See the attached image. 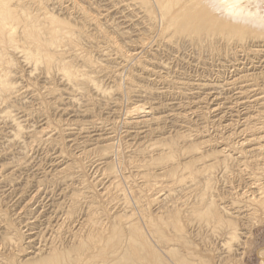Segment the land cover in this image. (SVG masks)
Returning <instances> with one entry per match:
<instances>
[{
    "label": "bare ground",
    "instance_id": "obj_1",
    "mask_svg": "<svg viewBox=\"0 0 264 264\" xmlns=\"http://www.w3.org/2000/svg\"><path fill=\"white\" fill-rule=\"evenodd\" d=\"M61 1L62 0H0V130L3 131L5 128L4 132L6 133V138L4 139L5 140L4 143H2L3 145L5 144V154L7 151L11 152L12 150H17V152L19 151L18 153L20 155L19 158H13L12 157L13 158V159H11L12 161L9 164H7V166L9 168L11 166V171H12V173L10 172L11 175L16 171L21 172V170H25L26 168L30 167L29 163L31 162V160L28 159V157H30L29 156L30 153H28V152L34 147L32 145L36 144V146H37L40 144H44L45 142H47L49 140V137H46L44 139V137L47 136V134H48L45 131L44 132L46 134L43 135L44 133H42V131L39 132L40 130L39 131L34 130V128L32 129V127L26 126L27 119H30L29 116L31 117V114H30L31 111L26 110V106H28V104H29V103L27 104V102L32 101V100L36 101L35 98H38V95H36V92H35V90H33V87L31 85H25L24 86V84H22L21 78H23L22 76H24L25 73H23V75H22V73L19 71L21 69V66L25 67L27 69V71L29 70V77L28 78L30 79L31 82L34 81L33 79H35V81H37V83H38V80H40V79L43 81V83L41 85L45 84V86L43 87V90H45L47 96L52 97V95H54L55 93H58L59 94L58 97L54 96L55 98H57L56 99L57 102L58 101H61V102L65 101L68 104V106L71 105L76 110L82 109L83 111H79V113H81L82 115H85L86 113L91 111V110L90 111L85 110V108H87V107L85 105V101H83L84 98H87L86 94L88 93V91L92 92V94L96 98H98L99 101H101L100 99L112 101V99H113L112 96L115 93L112 90L103 88V86L98 81V79L101 77L102 73L105 70V69H103L105 66L103 64L109 60V56H110L109 52L110 51L109 52H103L104 50L101 51L103 60H98V59L93 58L90 53L88 54V52H86L84 50L85 48H88V47H90V48L91 47L92 48L98 47L99 44L98 45L95 44V42H96L95 37H97V36H94V35L96 32V33H98L97 35L100 36L97 38H101L102 37L101 35H103L102 34L103 31L96 25V23L94 24V22H96L95 19H93L90 16V14H88L87 11H85V9L81 8L80 6L78 8L79 9L78 14H76L77 12L75 13L76 17L78 18V20L80 19V21L81 20L84 21L83 23L85 24V27L87 26V29H88V26L91 29L93 28L92 32H94V35H92L91 37L86 35L83 27H81L82 28L81 29V28H77L75 26L76 23H74L75 22L74 20L76 18L73 20V23L75 24L74 25L71 22H67L65 20V17H63V16H62V19L60 16H59L60 18L57 17V15L55 16L52 13V11L49 10V7L50 6L53 7L56 5H59L60 7H62V5H60ZM105 2L109 3V5L112 6V7L107 8L106 13L110 12V10L113 9L114 7H116L117 5H120L121 3L123 4V2H127V4L124 5V7H122L123 11L121 10V12H119L118 14L121 15L120 18L124 20L126 25L128 23L130 25H133V28H134L133 30H135L133 32V34L134 33L135 34L137 33L136 35L139 34V36L136 38V40L134 39L135 36L132 38V41L134 39L135 42L134 41L131 42V43H133V47H132L133 49H130L129 52H124L121 48H119V47L117 48V46H115L116 44L113 43L114 41L111 43V44H113V47H111V48H114L113 51H115L119 57L121 56L123 58L122 62H127L129 60L132 61L133 56L138 55V53L141 50L143 52L145 50V48H148V47L151 48L152 46L154 47V49L157 48L156 51L152 49L153 51L157 52V54L161 49H164V48L171 50V51H176L175 53H178V51H180L182 49H184L186 51L196 49V51L200 50V52H201V50L206 49V51H207L209 49L208 51H209V53L212 54L211 55L212 57H214V56H221L222 57L223 55H227V54L230 55V53L233 51L236 55L239 53L245 54L247 58L244 61H246V62H244L242 64L240 62L241 65L240 64L237 65V69H236L237 72L235 73V75H233L234 78L233 77L231 78L232 81L230 83L225 82V86L222 84L223 87L221 85L217 86L216 84H215V86H213V85H211V86L216 87L215 88L216 90H219V91L221 90L222 93H223V90L225 88L226 89L230 88L229 90L230 91L233 90L234 92L238 91L239 97L241 96V98H239L237 96L236 97L238 100H245L244 105H242V106H245V109H244L245 111L246 110L249 111V108H254V107L259 108L260 116H261L260 123H257V124L255 123L253 125V127L249 128L248 125H251V124H248L249 123L248 122L246 125L247 126L246 133H253L256 130H258V131L263 130L261 132V134L264 135L263 134L264 133V8H263L264 0H119V2H117L118 4L116 3L115 0H105ZM62 3H63V1H62ZM71 3H72V0H71ZM73 5H75V4H73ZM59 6H58V8L60 9ZM67 8H66V10H67ZM61 11H59V12L61 13ZM64 11H62V14ZM125 11H130L131 14L125 15V13H124ZM71 12H73V11H71ZM62 14H60V15H62ZM70 17H71V15H70ZM114 17H115V15H114ZM72 18H74V17H72ZM67 19L70 20L69 16ZM142 26H145V27L142 28ZM78 27H80V25ZM109 27L111 28V30L112 29L117 30V28H115L114 26H109ZM107 28H108V26H107ZM91 29L89 31H91ZM119 29H122V28H119ZM126 29H127V27H126ZM119 31H118V34H120V36L123 37L122 38L123 41H125L124 39L126 37L127 38L129 37L128 39L131 40L130 39L131 36H129V35H132V33H130V31L129 32H128V30L127 31L121 30V32H119ZM103 39H105V38L103 37ZM126 41H128V40L126 39ZM139 49H140V51H139ZM146 51H149V49ZM142 52H140V53H142ZM165 53L168 54V52H165ZM195 53L197 54V52H195ZM245 55H244V58H245ZM156 56L158 57V55H156ZM233 56L231 59H233ZM110 57H112V56H110ZM196 58H198V57H196ZM157 59H159V58H157ZM174 59H176V58H174ZM217 59H219V58H217ZM153 60H155V59L153 58ZM176 60H174V61H176ZM178 60H179V58H178ZM242 60H243V58H242ZM137 61H139V60H137ZM157 61L155 63H157ZM180 61L181 60H179V62ZM221 61H222V59H221ZM228 61H229V59H228ZM172 62H173V60H172ZM179 62L177 61V63H179ZM233 62H237L236 57H235ZM129 63H132V62H129ZM219 63H220V61H219ZM224 63H226V62H224ZM230 63H231V61H230ZM167 64L168 63H166L165 65H167ZM170 64H174V63H170ZM123 65H124V63H123ZM152 65H154L153 61H152ZM155 65H157V64H155ZM176 65L178 66V64H176ZM182 65L183 64H181V66ZM158 66L159 65H157L156 67H158ZM163 66H164V64H163ZM241 66H242V68H241ZM156 67H155V69L154 68L153 69L156 70ZM168 67L169 66L163 67L162 69L167 71ZM151 68H152V66H151ZM145 70L146 69L144 68L143 71H145ZM163 70H161V71H163ZM171 70H173V69H171ZM221 70H223V68ZM218 71H220V70H218ZM107 72H109V71H107ZM151 73H153V72H151ZM169 73H168V75H169ZM218 73L220 74V72H218ZM190 74H191V72H190ZM106 76H107V73H106ZM181 76H182V74H181ZM219 77H220V75H219ZM169 78L171 79V77H169ZM164 80H168V79L165 78ZM174 80L175 79H173V82H174ZM224 80H225V78H224ZM53 81L58 83L64 90H61V92H60V89L53 91L52 90L53 88L50 89L51 87L50 88L47 87L49 82L53 83ZM160 81H161V79H160ZM191 81H193V80H191ZM196 81H198V80H196ZM203 81H205V80H203ZM164 82L166 83V81H164ZM195 82H194V84H195ZM32 84H34V82ZM159 84H162V83L159 82ZM168 84H170V83H168ZM146 85H148V84H146ZM185 86H187V85H185ZM207 86L208 85L206 83L197 85L198 89L201 91H202V89L206 88ZM164 87H165V85H164ZM164 87H162V89ZM40 88H42V87H40ZM37 89H38V87H37ZM55 89H58V88L55 87ZM148 89L149 88H146V87H143V89H142L140 87L135 86V89H132V87H130V88H128V91L133 92V90H138L139 95L145 94L144 97L148 96V97H151V99L154 96L159 97V95H161V96L164 95V93H163L164 91L162 93H158V95H156V94L153 95V92H152L153 90L152 89L148 90ZM194 89H196V88H194ZM192 90H193V88H192ZM167 91H165V92H167ZM221 91H220V93H221ZM127 93L128 92H126V94ZM138 93L134 94V95L137 96ZM222 93L220 94L221 96L224 94V93L223 94ZM116 94H118V93H116ZM128 94H130V93H128ZM166 96H169V95H166ZM226 96L227 95L225 94L224 97H226ZM228 98H230V96ZM230 100H232V99H230ZM38 101H40V99ZM38 101H36V102H38ZM232 102H231V104H232ZM40 103H41V101H40ZM114 103H115V101H114ZM241 104H243V102H241ZM251 104H253L254 106H251ZM43 105L45 108V104H43ZM43 105H41V106L43 107ZM20 106L21 107L25 106V108H24L25 110L23 108H20ZM106 106H107V104H106ZM114 106H115V104H114ZM229 108H231V107H229ZM144 109L145 108L143 106H140L137 108L135 107V109L132 108L133 112L137 113L139 115L144 113ZM41 110H42V108H41ZM76 110H75V112L77 113ZM148 113L149 112H147V114ZM150 113H152V111ZM132 115H133V113H132ZM148 115H150V114H148ZM220 115H222V114H220ZM151 116H152V114H151ZM126 117H128V116H126ZM146 117H147V115L144 117L145 118L144 120L142 119L141 121L136 122L137 126L144 124L143 127H146V126L148 127L150 122H153V121H154V123L155 122L156 123L163 122L162 119L164 118V117H162V118L156 119L154 116H152V118L146 119ZM134 119H135V117H134ZM249 119H250V117L248 118V120ZM129 120L130 119H128L127 123L135 124V122H131ZM37 121H39V120H37ZM168 122H169V120H168ZM244 122L246 123V120ZM237 123L240 124V121L238 120ZM152 124H150V125L152 126ZM92 125H93V123H92ZM258 125H261V127L258 128L259 127ZM48 126H49V124H48ZM41 127H43V126H41ZM1 128H3V130ZM95 128H98V127H95ZM158 128L159 127H157V129H155V131H159V133L161 131V134H160L161 137L160 138H162V136H164L165 134L163 133L162 129H158ZM74 129H75V127H74ZM137 129H139V127H137ZM91 130H94V129H91ZM95 131H97V130L95 129ZM47 132H48V130H47ZM152 133H153V131H152ZM2 134H3V132H2ZM92 134H94V133H92ZM95 134H96V132H95ZM254 135H252V136H254ZM262 135L259 138L256 136L259 141L260 140L263 141L261 144H258V147H256V149H252V150H246L245 149L249 144L253 145L254 143L252 144V142L254 140H257V138H255V136H254L253 138H250V139L249 138L244 139V141H241V142L238 141V142H236V144L233 143L234 147H231V145H233V144H230V146L226 147L224 150L216 152L219 154V156L221 155L219 157L221 159H219L217 157V159H214L213 161L204 163L202 161H204V159H205L204 157H206V156H204V155L201 157L199 156L200 158H195L193 156V157H191V160L189 162H185L183 164L181 163V161H180V163L176 162L177 156H175V155L178 153L179 144L183 140L185 141L187 137L181 136V134H176L175 136H170V138L169 137H163L160 140H161V142H164L165 144H163L161 146L166 147L167 149L170 150V152L167 151L168 153H164L166 150L165 151L159 150V148L161 146L157 147L158 144L151 145L147 148H144L142 154L144 153L147 155L148 153H151V154H152V152L158 153L159 151H160V153H158L157 157H152L149 162L146 161L145 165H142L140 167V170H142V171L145 170L143 172V175H145V177H147V178L152 177V179H153V176H155V177H159V178H167V180L169 179V181L171 180V182H172V186L168 187V189L166 190V195L164 198H157L156 200L152 201V203L155 204L156 208L157 209L159 208L158 209V211L160 210L159 215H153L152 213H150L148 211V209L145 207V204L142 203V200L141 201L139 200L137 202L136 207L130 208L129 205L127 204V202H125L124 198H123V199H121L124 201L121 204L122 205L121 207H123L122 208L123 210L121 211V213L112 216L110 213L107 215L106 214L107 212L103 211V214H106L104 216L107 217V221H108V222L106 221L107 224L106 223L104 224V222L100 221L102 218L100 220L97 218L98 213L95 212L96 210H92L93 209L92 205L94 203H90L89 211L87 210V213L88 212L89 213L85 217L86 220H84V222L82 224L83 226L81 228L79 226V228H80L79 230H77L76 232L75 231L74 232H70V231L67 232L66 231L67 228L65 227V225H67V222H69V224H70L74 221H77L76 220L77 217L80 218V216L76 217L77 213L76 214L75 213H67L68 214L67 218L63 222L65 224L61 225L59 223H56L57 226L54 228L55 231H54L53 236H51V234H50V240L46 238L47 242L44 240L43 242H45V244L43 246L38 245L39 248L36 246L35 248H37V249H34L35 250L34 253H32V252H30V254L28 253L29 256H31V254L33 255L31 258L26 256L24 259L21 258L20 260L19 259L17 260L14 257L11 258V256L7 255L5 257H0V264H212V261L209 259L199 258L200 256H197L196 259L194 258L195 253H196L195 252V244L192 241H190V235H192V233L189 234V232L185 233V231H184V229L187 227H184L185 225H183V222L180 219L183 211L180 209V207H177V206H179L177 204V200H180V199L178 198L179 192H178V189L176 186H178V184H182V182H183L182 177H183L184 173L181 174V172L189 171L190 174H193V172H196L199 174L206 172L209 175L208 179L210 181L213 179V176L215 174H217V175L223 174L224 176L227 177V175H228L227 173L228 172L231 173L232 169H234V168L240 169L239 171H243V172L246 171L247 172L246 174L248 177L247 179H249L246 181H247V183H249V186H248L249 188H246V187L245 188L247 190L248 189L249 190L246 192H243L242 195H240V197H241V199H244L247 201L246 202V205H247L246 208H248V206H249V208L251 209V205H248L250 203L252 205H254L255 208L252 207V209L254 208V210H252V212H253L252 215L254 214V216H255L257 213H259V211L264 212V168L262 167V165H264V136H262ZM48 136H50V135H48ZM88 136L90 137V134H88ZM94 137H98V135L97 136L94 135ZM91 138L92 137H90V139ZM76 139H78V138H76ZM108 140H109V138H108ZM82 143H84V142H82ZM255 144H256V142H255ZM194 147L195 146H189L186 149V151L182 152V155L183 154L188 155L191 151H195L198 148V147H195L196 148L195 149ZM85 150H86V148H85ZM112 150H113L112 144H105L101 147L98 145V147H95V149L92 151H89V153L99 152L100 156H101L100 160L104 161L105 167L109 171L110 175L114 176L115 173H114V166L112 163L113 161L112 162L110 161V159L112 158L111 157ZM157 150H158V152H157ZM197 151H199V150L197 149ZM87 153H88V151H87ZM2 154L5 155L4 153H2ZM16 155H18V154H16ZM27 159L30 162L27 161ZM30 165H32V163ZM1 166H3V165H1ZM4 167H6V165L3 166V168H1V171L4 169ZM157 167H158V169H156ZM251 168H253V169L250 170ZM193 169H194V171H193ZM9 170L10 169L7 168L8 172H9ZM26 170H28V169H26ZM70 170L72 171L73 169L72 168H69V169L65 168L64 170H62V173H68V175H69L68 177L71 178L70 180L72 181V178L74 179V177H73V174L69 173ZM142 171H140V172H142ZM151 171H153L154 173L150 174ZM157 171H159L160 174H158V175L155 174V172H157ZM248 172H250V173L248 174ZM10 173L3 176L1 180H5V181L8 180V178L10 177ZM0 174H2V173L0 172ZM152 174H153V176H152ZM55 175H56V173H55ZM64 175H66V174H64ZM117 175H120V174H118V172H117ZM241 176H243V175L241 174ZM68 177H66L62 180V183L66 184L68 186L66 188V190L69 189L71 184H72L71 181L68 182V180H69V179H67ZM222 178H223V176H222ZM22 179H24V178H22ZM34 179H36V178H34ZM114 179H117V178H114ZM245 179L246 178H244V180ZM11 181H13V180L11 179ZM42 181H44V178ZM46 181H47V179H46ZM142 181H144V180L142 179ZM197 181H198V179H197ZM153 182H151V183H153ZM42 183H40V184H42ZM239 184H241V183H239ZM141 185H142V183H141ZM208 185H210V184L208 183ZM208 185H206V186H208ZM211 185H212V183H211ZM184 187H186V186H184ZM148 188H149V186H148ZM204 188H206V187H204ZM208 188L209 187H207V189ZM212 189H214V188L210 187L211 191H212ZM105 190H106L105 193L107 194V192H110L111 188H106ZM179 190H180V188H179ZM183 190H185V189H183ZM129 192H130V189H129ZM206 192H207V190H205V193ZM247 192L248 193L250 192V195L252 197L250 195H248ZM210 194H213V193H210ZM93 196H95V195H93ZM144 196H145V194H144ZM205 196H207V195L205 194ZM205 196L203 194V197H205ZM80 198L81 197L79 196V194H78V196H76V195L73 196V200H74L76 205H79L81 203L80 201H82L81 200L82 198L81 199ZM197 198L198 197L196 196V199ZM213 199L214 198H212V199L210 198V200H207V198H206V200H205L201 196V199H199V200L197 199V202L194 203L195 205L192 202L193 210L191 209V212H193V214L195 216H192L191 214H189V215L192 216V218L195 217L196 220L203 222V224L205 222L206 226L210 225L211 221L214 222L216 224V227H215L216 231H219V232L221 231V233H222V231H225V233H223V234H226L229 236V242H231V244H232L234 241V243H235L236 242L235 240L238 239V230H237V221L239 220L238 217H240V219H242V221H243L244 220L243 218L247 217L248 215H244L243 214L244 211H241V209L236 210V211H238L237 215L235 212L232 213L231 212L232 210L231 211L229 210L231 212L230 213L229 211H227L229 208L227 210L225 207L222 208L221 205L216 204ZM237 200H239V199H237ZM242 201L243 200H241V202ZM14 203H16V202H14ZM186 203H187V201L185 203H182V205L185 206ZM60 204L64 205L62 203H60ZM157 205L160 207H158ZM236 205L238 206V205H240V203L236 204ZM87 206H89V205H87ZM149 206H150V204H149ZM237 206H235V208ZM243 208H245V206ZM58 212L59 211H57V213H54V215L59 214ZM188 212H189V210H188ZM100 213H101V211H100ZM186 214L188 215V213H186ZM226 215H228V216H226ZM234 216H236L238 218L237 221L235 220L236 218L234 219ZM34 217H32V218H34ZM61 217H62V215H61ZM64 217H66V216H64ZM224 217H226L230 220L226 221V219ZM35 218H37V217H35ZM35 218H34V220H35ZM59 219H56V220L58 221ZM36 220L38 221V218ZM47 220L52 221V219H47ZM52 222H49V224H52ZM190 222H192V220ZM201 222L198 224H202ZM56 224H54V225H56ZM193 224H194V221H193L192 225ZM80 225H81V223H80ZM198 227H201V226H197V229H198ZM10 228H11V225H10ZM194 228H195V226H194ZM203 228H205V227L203 226ZM209 228H210V232H212L213 228H212V231H211V227H209ZM74 229H75V227H74ZM43 230H42V232H43ZM47 230H48V228H47ZM47 230L45 233H47ZM205 230H207V229L205 228ZM7 231H8V229H7ZM49 231H48V233H49ZM194 231L195 230L193 229V232ZM17 234H18V232H17ZM195 234H196V231H195ZM11 235H12V237H11ZM196 236H199V234L195 235V237ZM204 236H206V235H204ZM32 237L33 236H31V238ZM38 237L39 236L35 237L36 241H37ZM4 238L2 239V236H1L2 241L5 240V242H2L6 246L5 249L11 248L12 251H13V248H15V249L19 248L20 243L23 240V237L21 238V236L16 235V234L13 235V233H8V235H6V237H4ZM44 239H45V237H44ZM35 240H34V242H35ZM227 240H228V238H227ZM29 242H31V241L29 240ZM32 243H33V241H32ZM201 244H203V243H201ZM0 246H1V244H0ZM34 246H35V244H34ZM196 246H198V245H196ZM226 246L228 247V250H230L229 252H231V249H229L230 244L228 246V242L225 244V248H226ZM21 248L25 249V251H26L27 247L26 248L21 247ZM11 249H9L10 252H11ZM32 249H33V247H32ZM4 252H6V250ZM224 252H227V251H224ZM224 252H222V253H224ZM22 256H24V255H22ZM219 256H220V254H219ZM201 257H203V256H201ZM217 259H218L217 264H227V262H228V260L224 259V257H222V258L219 257Z\"/></svg>",
    "mask_w": 264,
    "mask_h": 264
},
{
    "label": "rangeland",
    "instance_id": "obj_2",
    "mask_svg": "<svg viewBox=\"0 0 264 264\" xmlns=\"http://www.w3.org/2000/svg\"><path fill=\"white\" fill-rule=\"evenodd\" d=\"M62 1H63V3H62ZM62 1L60 4V5H62V7H60L59 5L49 7V10H51L55 16L56 15H57V17L60 16L61 19H62V16L65 17V20L67 22H71L72 24L76 23V25L75 24L74 25L77 28L83 27L86 35L91 37L92 35H94V32H92L93 28L91 29L88 26V29H87V26L85 27V24L83 23L84 21L83 20L80 21V19L78 20V18L76 17V14H78V11H79L78 8L80 6L81 8H84L85 11H87V13L90 14V16L93 19H95L96 22H94V24L96 23V25L103 31V33H102L103 35H101L102 36L101 38H97L100 36H98L97 35L98 33H96V32L94 35V36H97V37H95L96 38L95 44L96 45L99 44L98 47H95V48L94 47L93 48L88 47V48H85L84 50L86 52H88V54L90 53L93 58L98 59V60H103L101 51H103V50H104L103 52H109L110 51L109 55L112 57L109 56V60L103 64V65H105L103 69H105V70L107 69V70L106 71L104 70L101 77L99 78L100 80L98 79V81L103 86V88L112 90L115 93L112 96V98H113L112 101L103 100V99H100L101 101H99V99L96 98L92 94V92L88 91V93L86 94L87 98H84L83 101H85V105L88 108V109L85 108V110H87V111L91 110V111L86 113L85 115H82L81 113H79V111H83L82 109L76 110L71 105L68 106V104L65 101L64 102H61V101L57 102V100H56L57 98H55V97H58V95H59L58 93L54 92L55 94L52 95V97L47 96L45 90H43V87L45 86V84L41 85L43 83V81L40 79V80H38V83H37V81H35V79H33L34 81L31 82L30 79L28 78L29 77V70L27 71V69L25 67L21 66V69L19 71L22 73V75H23V73H25L24 74L25 77L22 76L23 78H21L22 84H24V86L25 85H31L33 87V90H35L36 95H38V98H35L36 101H38L39 99L41 101V103H40V101L36 102L35 100L27 102V104L28 103L29 104H28V106H26V110L31 111L30 112L31 117L29 116L30 119H27L26 126L32 127V129L34 128V130H38V131L40 130L39 132L42 131V133H44L43 135L48 133L47 136L44 137V139L46 137H49V140H48L49 142L47 141L44 144H40L37 146H36V144L32 145V146H34L32 148L33 150L31 149L28 152L31 154V155L29 154L30 157H28V159L31 160V162L27 159V161L30 162L29 163L30 167L26 168L28 170H26V169H25L26 171L21 170V172L16 171L11 175V173H12L11 166L9 168L7 166V164H9L12 161L11 159L19 158L20 155L18 153L19 151L17 152V150H12L11 152L7 151L5 154V144L4 145L2 144V143H4V141H5L4 139L6 138V133L4 132L5 128H4V130H3V128H1L3 131L0 130V138H1L0 139V143H1L0 144V154L2 155V156L0 155V172L2 173V174H0V184H1L0 185V188H1L0 189V203H1L0 204V244L2 246V247L0 246V249H1L0 250V255H1L0 257H5L8 255V256H11V258L14 257L17 260L18 259L20 260L21 258L24 259L26 256L31 258L33 255L31 254V256H29L30 252L34 253V251H35L34 249H37V248H35L36 246L38 248L40 245L43 246L45 244V242H43L44 240L46 242H47V239L50 240V234H51V236H53L54 231H55L54 228L57 226L56 223H59L61 225L65 224L63 222L67 218V215H68L67 213H75V214L77 213L76 217L80 216V218L79 217L76 218L77 221H74L70 224H69V222H67V225H65V227L67 228L66 229L67 232L68 231H70V232L75 231L76 232L77 230H79L83 226L82 224H83L84 220H86L85 217L89 213V212L87 213V210L89 211L90 203H94L93 205L91 204L93 206L92 210H96L95 212L98 213V215L96 214L97 218L99 220L102 218L100 221L104 222V224L105 223L107 224V222H108L107 217L104 215H106V214L108 215L110 213L113 216V215H117V214L121 213V211L123 210L122 209L123 207H121L122 206L121 204L124 201L127 202V204L129 205L130 208H132V207H136V204L139 200L140 201L142 200V203L145 204V207L148 209V211L150 213H152L153 215H159L160 210L158 211L159 208L157 209L155 204L152 203V201L156 200L157 198H164L166 195V190L168 189V187L172 186V182H171V180L169 181V179L167 180V178L155 177V176H153V174H152L153 179H152V177L147 178V177H145V175H143V172L145 170L144 171L140 170V167L142 165H145L146 161L149 162L152 157H157L158 153H160V151L158 152V150H157L158 153L152 152V154L148 153L147 155L143 153L144 154L143 155L142 154L143 149L147 148L151 145H155V144H158L157 147L165 144L164 142H161V140H160L163 137H169L170 138V136H175L176 134H181V136L187 137L186 138L187 141L183 140L179 144L180 147L178 146V153L179 154L177 153L175 155V156H177V158H176L177 163L178 162L180 163V161H181V163L183 164L185 162H189L191 160V157H193V156L195 158H200L203 155L206 157H204L205 159L202 162L207 163V162L213 161L214 159H217V157L219 158L221 156V155L219 156V154L216 152L224 150L226 147L230 146V144H233V143L236 144V142H238V141H240V142L244 141V139H248V138L250 139V138H253L254 136H255V138H257V137L259 138V137H261V135H262L261 132L263 131V130H260V131L256 130L253 133H246V130H247L246 125L248 122H249L248 124H251V125H248L249 128L253 127V125L255 123L256 124L260 123L261 116H260L259 108H257V107L249 108V111L246 110L247 111L246 112L244 110L245 106H242V105H244L245 100H238L237 99V97H239L238 91L234 92L233 90L230 91L229 90L230 88H228V89L225 88L226 90L223 88L224 94L220 90L221 93L223 94L221 96L220 91L216 90L215 89L216 87L211 86V85L215 86V84H216L217 86L221 85L223 87V85L225 86V82L230 83L232 81L231 78L237 72L236 71L237 65L240 64V62H241V64L246 62V61H244L247 58L245 54L239 53L236 55L233 51L230 53V55L229 54L223 55L222 56L223 58H222L221 56H214V55H213L214 57H212L211 56L212 54L209 53V51H208L209 49L207 50L208 52L206 51V49L201 50V52H200V50L196 51V49H194V50L192 49L189 51L182 49V50L178 51V53H175L176 51H171V50H168L166 48L161 49L157 54V52H155L157 50V48L154 49V47L152 46L151 48H149V47L145 48V50L143 52H142V50L140 51V49H139V51L142 53L139 52L138 55L133 56L134 59L132 58V61L129 60L127 62H122L123 58L121 56L119 57L118 54L115 51H113L114 48H111V47H113V44H111V43L114 41L113 43L116 44L115 46H117V48L119 47L124 52H129L130 49H133L132 48L133 43H131V42H133L134 39L136 40V38L139 36V34L136 35L137 33L133 34V32L135 31V30H133L134 29L133 25H130L129 23L126 25L124 20L120 18L121 15L118 14L119 12H121L122 7H124V5L127 4V2H123V4L121 3L123 6L121 4L117 5L116 7L113 8L114 10L111 9L110 12L106 13L107 8L112 7V6L109 5V3L105 2V0H72V3H71V0H69V1L68 0H62ZM115 1H116V3L119 2V0H115ZM73 4H75V5H73ZM58 6L60 7V9L62 11L65 10L63 12V14H62V11L58 8ZM51 8L52 9L54 8V9L52 10ZM66 8H67V10H66ZM263 8H264V4H263ZM59 11H61V13ZM71 11H73V12H71ZM59 13L62 15H60ZM124 13H125V15L131 14L130 11H125ZM70 15H71V17H70ZM114 15H115V17H114ZM68 16H69L70 20L67 19ZM72 17H74V18H72ZM73 20L75 21L74 23H73ZM79 25H80V27H78ZM107 26H108V28H107ZM109 26H114L115 28H117V30H113V29L111 30V28ZM125 26L127 27V29ZM144 27L145 26H142V28H144ZM89 28L91 29V31H89L90 30ZM119 28H122V29H119ZM121 30L122 31L128 30V32L130 31V33H132V35H129V36H131L130 37L131 40L128 39L129 37L128 38L126 37L124 39L125 41H123V39H122L123 37H121L120 34H118V31L121 32ZM103 37L105 39H103ZM133 37H134V39L132 41ZM126 39L128 41H126ZM148 49H149V51H146ZM152 49L155 51H153ZM194 51L197 52V54ZM165 52H168V54ZM180 54L181 55L183 54V55L181 56ZM156 55H158V57ZM244 55H245V58H244ZM232 56H233V59H231ZM196 57H198V58H196ZM216 57L219 59H217ZM235 57L237 59V62H233ZM153 58L155 60H153ZM157 58H159V59H157ZM174 58H176L177 60ZM178 58H179V60H181L180 62H179ZM220 58L222 59V61ZM227 58L229 59V61ZM242 58H243V60H242ZM137 60H139V61H137ZM172 60H173V62H172ZM174 60H176V61H174ZM152 61H153L154 65H152ZM156 61H157V63H155ZM177 61L179 63H177ZM219 61H220V63H219ZM230 61L232 64L233 63L234 64L232 65L230 63ZM129 62H132V63H129ZM224 62H226V63H224ZM123 63H124V65H123ZM162 63L164 64V66ZM166 63H168V64L165 65ZM170 63H174V64H170ZM155 64H157L159 66L156 67L157 65H155ZM176 64H178V66ZM181 64H183L184 66L183 65L181 66ZM151 66H152V68H151ZM154 66L156 67V70H154L155 69ZM167 66H169L167 69L168 72L166 70L162 69L163 67H167ZM144 68L146 69L145 71H143ZM159 68L163 71H161ZM222 68H223V70H221ZM241 68H242V66H241ZM171 69H173V70H171ZM218 70H220V71H218ZM107 71H109V72H107ZM151 72H153L154 74ZM190 72H191V74H190ZM218 72H220V74ZM106 73H107V76H106ZM168 73H169V75H168ZM181 74H182V76H181ZM219 75H220V77H219ZM168 76L171 77L172 80ZM158 77L159 78L161 77L160 78L161 81ZM165 78H167L168 80H164ZM224 78H225V80H224ZM173 79H175L174 82H173ZM191 80H193L194 82L196 80H198V81H196L194 84V82ZM203 80H205V81H203ZM164 81H166V83ZM33 82H34V84H32ZM159 82L162 84H159ZM168 83H170V84H168ZM204 83H206L208 86L206 88L202 89V91L199 90L197 85L204 84ZM146 84H148V85H146ZM58 85H59L58 83L53 81V83L49 82L47 87H49V88L51 87L50 89L53 88L52 89L53 91L60 89V92H61V90H64L60 85L59 86ZM164 85H165V87H164ZM185 85H187V86H185ZM135 86L140 87L142 89H143V87L152 89L153 95H155V94L158 95V93H162L164 91L163 92L164 95H162L163 97L161 95H159V97L154 96L151 99V97H148V96L144 97L145 94L139 95L138 90H133V92L135 91L134 93L128 91V88L132 87V89H135ZM37 87H38V89H37ZM40 87H42V88H40ZM55 87L58 89H55ZM162 87H164V88L162 89ZM192 88L194 91L192 90ZM194 88H196V89H194ZM165 91H167L168 93ZM126 92H128L130 94H128V93L126 94ZM116 93H118V94H116ZM137 93H138L137 96L134 95ZM165 94L169 95V96H166ZM225 94L227 96L230 94L229 95L230 98H228L229 96L224 97ZM239 98H241V96ZM230 99H232V100H230ZM114 101H115V103H114ZM231 102H232V104H231ZM241 102H243V104H241ZM42 103L45 104V108H44V105ZM40 104L43 105V107ZM106 104H107V106H106ZM114 104H115V106H114ZM134 106L136 108L143 106L145 108L144 113L141 115L134 113L132 110V108L135 109ZM251 106H254V105L251 104ZM229 107H231V108H229ZM20 108L24 109L25 106H23V107L20 106ZM41 108H42V110H41ZM75 110L77 111V113L75 112ZM130 111L133 113V115ZM151 111H152V113H150ZM147 112H149L148 114H150V115H148ZM151 114L156 119L164 117L162 119L163 122H158V123H156V122L154 123V121L150 122V124L153 123L152 124L153 127L150 124H149L150 126L148 125V127L147 126L143 127L144 124L137 126L136 122H139L142 119L144 120L145 119L144 117L146 115H147L146 119L152 118ZM220 114H222V115H220ZM126 116H128V117H126ZM134 117H135V119H134ZM249 117H250V119L248 120ZM128 119H130L129 121H131V122H135V124L127 123ZM37 120H39V121H37ZM168 120H169V122H168ZM238 120L240 121V124L237 123ZM245 120H246V123L244 122ZM92 123H93V125H92ZM48 124H49V126H48ZM41 126H43V127H41ZM136 126L139 127V129H137ZM258 126H259L258 128L261 127V125H258ZM74 127H75V129H74ZM95 127H98L99 129L95 128ZM157 127H159L158 129H162L163 133L165 134L164 136H162V138H160L161 137V135H160L161 131H160V133H159V131H155V129H157ZM91 129H94V130H91ZM95 129L97 131H95ZM47 130H48V132H47ZM152 131H153V133H152ZM2 132H3V134H2ZM95 132H96V134H95ZM92 133H94V134H92ZM88 134H90V137H92L91 139L88 136ZM48 135H50V136H48ZM94 135L95 136L98 135L99 138L94 137ZM252 135H254V136H252ZM262 136H264V135H262ZM76 138H78V139H76ZM108 138H109V140H108ZM258 138H257V140H254L256 142V144L253 141L252 144L253 143L254 144L253 145L249 144L245 149L246 150L256 149V147H258V144H261L263 142L262 140L259 141ZM82 142H84V143H82ZM105 144H112L113 150L115 149L114 151L112 150V153H111L112 158L110 159L111 162L113 161L112 163L114 166V173L116 174V175L114 174V176L110 175L109 171L105 167L104 161L100 160L101 156H100L99 152L89 153V151L94 150L95 147H98V145L101 147ZM234 144L231 145V147H234ZM189 146L198 147L197 149L199 151H197V149L194 147L196 149L195 151H191L188 155H184V154L182 155V152L186 151V149ZM85 148H86V150H85ZM165 148L166 147L161 146L159 148V150H161V151L166 150L164 153L170 152L169 149H167V148L165 149ZM87 151L89 154L87 153ZM2 153H4L5 155H3ZM16 154H18V155H16ZM219 159H221V158H219ZM31 163H32V165H30ZM1 165H3V166L6 165V167H4V169L2 171H1V168H3V166H1ZM262 167L264 168V165H262ZM7 168L10 169L9 172L7 171ZM65 168H67V169L72 168L73 169L72 171L71 170L69 171V173L73 174V177H74V179L72 178V181L70 180L71 178L68 177L69 176L68 173H62V170H64ZM156 169H158V167ZM252 169L253 168H251L250 170H252ZM239 170L240 169H236V168L232 169L231 173L230 172L227 173L228 174L227 177L224 176L223 174L222 175L221 174H218V175L215 174L214 175L215 177L213 176V179L210 181L208 179L209 175L206 172L200 173V174L196 173V172H193V174H190L189 171L181 172V174L184 173L183 177H182L183 182H182V184H178V186H176L178 189V192H179L178 198L180 199V200H177V204L179 205L177 207H180V209L183 211L180 219L182 220L183 225H185L184 227H187L184 229L185 233L186 232H189V234L192 233V235H190V241H192L195 244V252H196L195 257H194L195 259L197 258V256H200L199 258L209 259L212 261V264H217V261H218L217 258L224 257V259L228 260L227 264H264V212L259 211V213H257L254 216V214L252 215V213H253L252 210H254V208H255L254 205H252L250 203L248 205H251V209L249 208V206H248V208H246V206H247L246 202L247 201L244 199H241L240 195H242L243 192H246L249 190V189L248 190L246 189V188H249L248 187L249 183H247V181H246L249 179H247L248 177H247L246 171L243 172V171H239ZM140 171H142V172H140ZM193 171H194V169H193ZM117 172L120 175H117ZM9 173H10V177L8 178V180H6L7 182L5 180H1L3 176H5L6 174H9ZM55 173H56V175H55ZM151 173H154V172L151 171L150 174ZM249 173L250 172H248V174ZM64 174H66V175H64ZM155 174L158 175V174H160V172L157 171V172H155ZM241 174L243 176H241ZM222 176H223V178H222ZM66 177H68L67 179H69L68 182L71 181V183L73 184L72 185L70 183L71 186L67 190H66V188L68 186L66 184L62 183V180ZM22 178H24V179H22ZM34 178H36V179H34ZM43 178H44V181H42ZM114 178H117V179H114ZM244 178H246V179L244 180ZM11 179L13 181H11ZM46 179H47V181H46ZM142 179L144 181H142ZM197 179H198V181H197ZM151 182H153V183H151ZM210 182L212 183V185ZM40 183H42V184H40ZM141 183H142V185H141ZM208 183L210 185H208ZM239 183H241V184H239ZM206 185H208V186H206ZM148 186H149V188H148ZM184 186H186L187 188ZM204 187H206V188H204ZM207 187H209V188L207 189ZM210 187L214 188V189H212L213 192L210 190ZM106 188H111L110 192H107V194L105 193ZM179 188H180V190H179ZM129 189H130V192H129ZM183 189H185L186 191ZM205 190H207L206 193H205ZM210 193H213L214 195L210 194ZM78 194L82 198V199L80 198L82 201H80L81 203L79 205H76L74 200H73V196H75V195L78 196ZM92 194L95 196H93ZM144 194H145V196H144ZM203 194H204V196H205V194L207 196L203 197ZM248 195H250V192L248 193ZM196 196L198 197L197 198L198 200L201 199V196L205 200H206V198H207V200H210V198L211 199L214 198L213 200L215 201L216 204L221 205L222 208L225 207L226 210L229 208L227 211L232 210L231 212L232 213L235 212L237 215L238 211H236V210L241 209V211H244L243 212L244 215H248L247 217L243 218L244 219L243 221H242V219H240V217H238L239 220L237 221L238 218L236 216H234V219L236 218L235 220L237 221L238 239L235 240L237 243L236 242L234 243V241H233V243L231 244V242H229V236L226 234H223V233H225V231H222V233H221V231L220 232L216 231V229H215L216 224L214 222L211 221V224L208 225L209 227H211V231L213 228V231L210 232V228L208 226H206L205 222L203 224V222L196 220L195 217H193L194 219L192 218V216H195L193 214V212H191V209L193 210L192 205L197 202ZM123 198H124V201L121 200ZM237 199H239V200H237ZM241 200H243L244 202L243 201L241 202ZM186 201H187L186 205L185 206L182 205V203H185ZM14 202H16V203H14ZM192 202H193V204H192ZM60 203L64 204L65 206L61 205ZM239 203H240V205L237 206L236 204H239ZM149 204H150V206H149ZM87 205H89V206H87ZM235 206H237V207L235 208ZM244 206H245V208H243ZM158 207H160V206H158ZM252 207H254V208L252 209ZM58 208L59 209L61 208L60 209L61 211ZM56 210L59 211L58 212L59 214L54 215V213H57ZM188 210H189V212H188ZM100 211H101V213H100ZM103 211L107 212V213L103 214ZM186 213H188V215ZM189 214H191L192 216H190ZM61 215H62V217H61ZM34 216L38 218V221L36 220L37 218H35ZM64 216H66V217H64ZM226 216H228V215H226ZM32 217H34L36 221ZM224 218L226 219V221L230 220L226 217H224ZM47 219H52V221L54 223L50 220H47ZM56 219H59V220L57 221ZM191 220H192V222H190ZM193 221H194V224L192 225ZM49 222H52V224H49ZM200 222L202 224H198ZM80 223H81V225H80ZM54 224H56V225H54ZM74 224L75 225L77 224L78 226L77 225L75 226ZM10 225H11V228H10ZM79 226H80V228H79ZM194 226H195V228H194ZM197 226H201V227H198V229H197ZM203 226L207 230H205V228H203ZM74 227H75V229H74ZM47 228H48V230H47ZM7 229L9 232L7 231ZM193 229L196 231V234H195V231L193 232ZM42 230L44 233L42 232ZM46 230H47V233H45ZM48 231H49V233H48ZM17 232H18V234H17ZM8 233H13V235H15V234L19 235V236H21V238L23 237V240L20 243L19 248H17V249L13 248L14 252L12 251L11 248L5 249L6 246L4 243H2V242H5V240L2 241V239L4 237H6V235H8ZM197 234H199V236L195 237V235H197ZM204 235H206V236H204ZM1 236H2V239H1ZM31 236H33V237L31 238ZM37 236H39V237L37 238V241H36L35 237H37ZM11 237H12V235H11ZM44 237H45V239H44ZM227 238H228V240H227ZM29 240L31 242H29ZM34 240H35V242H34ZM32 241H33V243H32ZM227 242H228V246L230 244L229 249H231V252H229L230 250H228L227 246L225 248V244ZM201 243H203V244H201ZM34 244H35V246H34ZM196 245H198V246H196ZM21 247L26 248V251H25V249H22ZM32 247H33V249H32ZM9 249H11V252ZM5 250H6V252H4ZM224 251H227V252H224ZM222 252H224V253H222ZM219 254H220V256H219ZM22 255H24V256H22ZM201 256H203L204 258Z\"/></svg>",
    "mask_w": 264,
    "mask_h": 264
}]
</instances>
